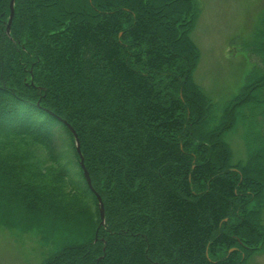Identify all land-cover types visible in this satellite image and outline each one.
I'll return each instance as SVG.
<instances>
[{"label": "trees", "instance_id": "16d2710c", "mask_svg": "<svg viewBox=\"0 0 264 264\" xmlns=\"http://www.w3.org/2000/svg\"><path fill=\"white\" fill-rule=\"evenodd\" d=\"M10 2L0 229L51 243L41 264H246L264 250V14L248 48L260 63L217 112L194 79L196 0H16L8 31Z\"/></svg>", "mask_w": 264, "mask_h": 264}, {"label": "rangeland", "instance_id": "374dc122", "mask_svg": "<svg viewBox=\"0 0 264 264\" xmlns=\"http://www.w3.org/2000/svg\"><path fill=\"white\" fill-rule=\"evenodd\" d=\"M196 1L199 15L191 37L201 55L194 79L220 112L260 63L248 48L264 14V0ZM246 133V125L240 124L228 137L235 160L246 156ZM53 251V245L34 232L0 229V264H41ZM246 264H264V250L255 252Z\"/></svg>", "mask_w": 264, "mask_h": 264}, {"label": "water", "instance_id": "95a60500", "mask_svg": "<svg viewBox=\"0 0 264 264\" xmlns=\"http://www.w3.org/2000/svg\"><path fill=\"white\" fill-rule=\"evenodd\" d=\"M15 1L16 0H11V2H10V10H11V12H10V17H9V22H8V27H7L8 31L10 30V26H11V23H12V20H13V17H14V13H15ZM57 118L59 120H61L63 123H65L69 127V129L72 131V133L74 135V139H75L76 150H77V152L80 155V165H81V167L83 169L84 177H85V179H86V181L88 183V186L95 192V189L93 188V185H92V182H91V178H90L89 172H88V170H87V168L85 166V163H84V158L82 156L81 148H80V141H79L78 134H77L76 130L66 120H64V119H62L60 117H57ZM96 195H97V198H98V201H99V206H100L101 224H104L105 223V214H104L103 202H102L101 196L98 193H96Z\"/></svg>", "mask_w": 264, "mask_h": 264}]
</instances>
